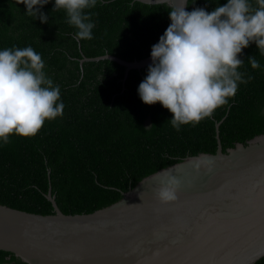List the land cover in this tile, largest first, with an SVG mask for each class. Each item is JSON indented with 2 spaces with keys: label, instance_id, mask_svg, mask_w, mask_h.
Wrapping results in <instances>:
<instances>
[{
  "label": "trees",
  "instance_id": "trees-1",
  "mask_svg": "<svg viewBox=\"0 0 264 264\" xmlns=\"http://www.w3.org/2000/svg\"><path fill=\"white\" fill-rule=\"evenodd\" d=\"M54 3L50 0L41 8L48 16V22L41 23L17 0H0V51L32 47L42 56L46 75L59 86L64 104L63 116L45 121L36 136L12 135L8 143L0 142L1 205L54 213L46 197L50 188L63 213H90L119 200L160 168L189 155L215 153L217 122L223 152L264 134V55L255 43L239 56L245 62L239 71L246 73L245 79L254 78L239 84L235 96L211 117L177 131L170 111L159 102L147 105L141 100L138 87L147 71H128L123 81L124 66L93 59L111 54L134 61L151 55L171 23V6L97 0L94 8L85 10L92 13L93 38L78 42L66 12L53 10ZM226 3L189 0L187 10L211 12ZM249 57H255L260 68L252 69ZM0 264L26 263L0 252ZM254 264H264V256Z\"/></svg>",
  "mask_w": 264,
  "mask_h": 264
},
{
  "label": "water",
  "instance_id": "water-1",
  "mask_svg": "<svg viewBox=\"0 0 264 264\" xmlns=\"http://www.w3.org/2000/svg\"><path fill=\"white\" fill-rule=\"evenodd\" d=\"M103 58L114 61L98 60ZM93 59L124 66L123 81L128 71H147L152 64L151 55ZM219 123L215 153L160 168L90 213H63L50 188L51 214L0 204V252L26 264H254L264 256V134L223 152ZM169 177L179 181L176 199L162 203L157 193Z\"/></svg>",
  "mask_w": 264,
  "mask_h": 264
},
{
  "label": "clouds",
  "instance_id": "clouds-1",
  "mask_svg": "<svg viewBox=\"0 0 264 264\" xmlns=\"http://www.w3.org/2000/svg\"><path fill=\"white\" fill-rule=\"evenodd\" d=\"M49 2L17 0L41 23L48 22L41 8ZM187 3L171 5V23L152 46V64L138 87L143 103L159 102L172 113L170 123L177 131L211 117L235 96L239 84L254 78L245 79L246 73L239 71L245 63L239 58L243 49L255 43L264 55V0H227L211 12L186 11ZM96 4L97 0H55L53 10L66 12V22L76 29L73 39L79 42L93 38L92 13L85 10ZM248 63L254 70L260 68L255 57ZM44 68L42 56L30 46L0 51V142L8 143L12 135L34 137L45 121L63 116L60 88ZM178 185L175 177L162 181L158 199L174 201Z\"/></svg>",
  "mask_w": 264,
  "mask_h": 264
}]
</instances>
